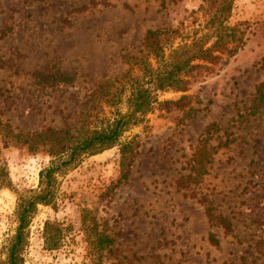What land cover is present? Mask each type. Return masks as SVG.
Masks as SVG:
<instances>
[{"label":"rangeland","instance_id":"obj_1","mask_svg":"<svg viewBox=\"0 0 264 264\" xmlns=\"http://www.w3.org/2000/svg\"><path fill=\"white\" fill-rule=\"evenodd\" d=\"M202 6L203 0H0L2 259L17 227L18 197L38 191L39 173L54 160L41 138L32 151L18 134L69 131L89 108L101 127L126 114V81L140 75L133 58L146 57L156 68L144 47L147 31L170 41L167 57L210 34ZM227 24L242 39L235 55L221 56L186 93H156L159 102L190 97L184 109L194 116L155 111L124 132L121 143L137 137L138 144L126 182L118 184V147L55 174L56 204L37 206L22 264H264V104L252 108L264 83V0H231ZM205 207L235 228L211 226ZM84 210L95 233L112 240L109 249L93 248V233L88 239L81 225ZM46 222L63 226L58 250L44 247Z\"/></svg>","mask_w":264,"mask_h":264},{"label":"trees","instance_id":"obj_2","mask_svg":"<svg viewBox=\"0 0 264 264\" xmlns=\"http://www.w3.org/2000/svg\"><path fill=\"white\" fill-rule=\"evenodd\" d=\"M165 0H162V2ZM203 14L207 20V33L198 38H193L190 43H183L175 49H170L167 57L164 56L166 46L170 41L161 38L162 31H147L144 38V47L149 56L155 60L154 69L146 57H135L134 66L140 72L136 78H129L126 82L130 85V94L126 100L127 112L124 115H117L116 118L105 126H98L89 119L91 110H82L78 127H72L65 131L46 130L41 135H20L24 138L22 145L28 146L29 150H36L33 142L37 137L41 138L40 145L46 148V152L54 158L50 166L39 173L38 191L29 192L18 197L15 213L17 227L15 234L3 248V259L0 257V264H22L23 251L26 247L27 228L38 205L55 206V179L54 175L64 169L75 167L81 157L96 155L103 151L119 148V179L118 184L126 182L130 175V168L137 155V137L129 141L120 142L122 134L131 127L142 124L146 115L155 111L161 116L172 115L177 110L183 112L185 119H191L195 111L184 107L190 101V97L181 96L177 101L165 100L159 102L156 93L171 90L175 93H186L190 90L191 84L202 72L211 70L221 60V56L232 57L238 50V44L242 39L238 37V29L227 24L231 10V0H203ZM213 39L211 44L208 43ZM167 42V43H166ZM104 100L108 101L109 94L105 93ZM256 105L252 108L256 112L264 104V83L258 85L255 91ZM165 117V116H164ZM181 121V120H180ZM214 127L213 125L211 126ZM210 127V128H211ZM7 128L0 122V135ZM208 132H210L208 130ZM12 132L3 134L4 138L9 137ZM17 138V137H15ZM37 148V147H36ZM198 162L200 169L197 173H205L203 164L206 160ZM205 159V160H204ZM205 213L211 226L219 227L229 232L235 228L231 220L221 214H214L211 207H205ZM81 225L84 233L89 237L93 233L94 240L90 243L97 248V251L109 249L112 240L108 235L96 232L97 224L89 212L84 210L81 217ZM64 229L59 222H46L43 228L44 247L48 251L58 250L63 244ZM89 239V238H88ZM209 241L213 245L218 244L214 234H210ZM94 244V245H93Z\"/></svg>","mask_w":264,"mask_h":264}]
</instances>
